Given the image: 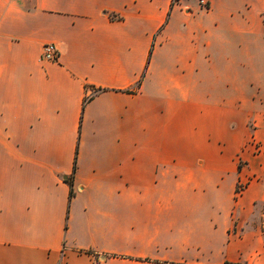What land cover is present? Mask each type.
<instances>
[{
  "label": "crops",
  "instance_id": "obj_1",
  "mask_svg": "<svg viewBox=\"0 0 264 264\" xmlns=\"http://www.w3.org/2000/svg\"><path fill=\"white\" fill-rule=\"evenodd\" d=\"M88 251L264 264V0H0V264Z\"/></svg>",
  "mask_w": 264,
  "mask_h": 264
},
{
  "label": "built area",
  "instance_id": "obj_2",
  "mask_svg": "<svg viewBox=\"0 0 264 264\" xmlns=\"http://www.w3.org/2000/svg\"><path fill=\"white\" fill-rule=\"evenodd\" d=\"M179 0H172V3H177ZM197 6L200 9L207 10L210 6V0H195ZM185 10L189 11L190 8L186 6ZM59 55L58 48L56 45L52 42H47L42 45L41 53H40V59L44 61H56ZM91 92L85 96L84 99H87L89 95H92L93 90H90ZM255 150H259V144H256ZM244 187V182H238L236 186V195H239L242 192V189ZM89 254L93 257V264H105L104 258L105 255L101 253H97L94 251H88Z\"/></svg>",
  "mask_w": 264,
  "mask_h": 264
},
{
  "label": "rangeland",
  "instance_id": "obj_3",
  "mask_svg": "<svg viewBox=\"0 0 264 264\" xmlns=\"http://www.w3.org/2000/svg\"><path fill=\"white\" fill-rule=\"evenodd\" d=\"M204 10V9H203ZM258 141H256L253 137L251 138V145L253 146V149L255 150V147H256V144H258L257 143ZM259 150H260V145H259ZM258 150V151H259ZM256 151V150H255ZM258 151H256V152H258ZM237 162H238V164H240L241 163V160H240V157L238 156L237 157ZM238 182H240V181H238ZM237 182V183H238ZM236 186H237V184H236ZM235 190H236V187H235ZM235 194H236V192H235ZM240 195V194H239ZM236 196H238V195H236Z\"/></svg>",
  "mask_w": 264,
  "mask_h": 264
},
{
  "label": "trees",
  "instance_id": "obj_4",
  "mask_svg": "<svg viewBox=\"0 0 264 264\" xmlns=\"http://www.w3.org/2000/svg\"><path fill=\"white\" fill-rule=\"evenodd\" d=\"M68 183H69V185H70V191H69V194L71 195V193H72V190H71V181L68 180Z\"/></svg>",
  "mask_w": 264,
  "mask_h": 264
}]
</instances>
